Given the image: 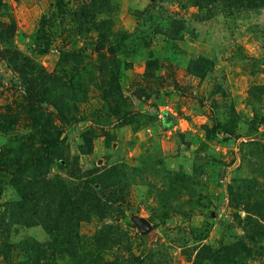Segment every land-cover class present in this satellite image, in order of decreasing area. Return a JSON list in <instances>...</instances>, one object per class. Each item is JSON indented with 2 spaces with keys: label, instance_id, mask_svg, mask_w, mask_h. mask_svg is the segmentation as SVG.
Returning <instances> with one entry per match:
<instances>
[{
  "label": "rangeland",
  "instance_id": "1",
  "mask_svg": "<svg viewBox=\"0 0 264 264\" xmlns=\"http://www.w3.org/2000/svg\"><path fill=\"white\" fill-rule=\"evenodd\" d=\"M9 24L35 70L0 42V264H69L75 231L102 256L86 264H264V0H0ZM42 137L58 146L21 173Z\"/></svg>",
  "mask_w": 264,
  "mask_h": 264
},
{
  "label": "trees",
  "instance_id": "2",
  "mask_svg": "<svg viewBox=\"0 0 264 264\" xmlns=\"http://www.w3.org/2000/svg\"><path fill=\"white\" fill-rule=\"evenodd\" d=\"M57 11L59 13L58 15L61 16L62 19L64 20L67 19V15L70 16L71 19L78 24L83 34L92 35V33H97L100 36L99 40L97 41V44H98L97 49L99 51H102L106 47L105 45L111 42L112 30H111V20L110 19H107V18L98 19L95 14L91 12L90 13L87 12L84 7L73 9V8H70L64 5L62 1H60L57 4ZM42 24H43V27L46 25L45 22H42ZM13 31H14V27L12 26V24L3 26L2 31L0 32V42L7 45V48H5L4 50V54H6L5 57H7L9 61L13 62V66L20 68L19 73H21L23 75V79L26 80V76H25L26 73L28 71L33 72L35 70L34 64L32 62H29L27 58L21 52L15 49H12L10 37ZM44 39H46L45 34L37 38V41L39 40V43H40V41H43ZM110 47L112 50L116 48V46H110ZM48 48H49V43H46V46H44L43 51H47ZM75 57L78 59L77 54ZM41 78L46 81H48L49 79L45 75H42V74H41ZM48 90H51V89L48 87ZM51 92L52 90L50 91V93ZM60 118L65 122L68 121V116H66L62 110L60 112ZM41 141H42V147L44 148L43 154L37 155L36 151H33L31 148H29V149H23L22 151L23 154L20 160L17 161L16 158L11 159L12 161H15L16 163H18L19 165L18 171L23 173L24 171H26L25 168L29 164L41 163V161L44 159L43 155L46 153V151L49 152V149H52L53 147L58 146L59 137L46 138V139L42 137ZM68 236H71V237H65L63 241L61 242V243L66 244V247H64L62 250L63 252H68L69 250L67 249V247H69L71 250H73L76 253V254H72L73 259L71 262H69V264H86V261H93V262L100 263L102 261L101 255H96V253L95 254L86 253L88 250H90L89 244L91 245L92 243L88 241L87 238L85 237L80 238L78 236L77 231H75V234L72 233ZM107 237L108 235L104 234L103 239H101L103 241H101L100 238L96 236V241L105 243L107 241ZM8 245L9 244H7L6 242L3 243V251L6 257H9V254H10ZM26 250L28 252L25 255V259L23 260L22 264H50L49 262H46V263L44 262V259L46 256L42 258L41 253L39 251L35 249L33 251L30 249H26Z\"/></svg>",
  "mask_w": 264,
  "mask_h": 264
},
{
  "label": "water",
  "instance_id": "3",
  "mask_svg": "<svg viewBox=\"0 0 264 264\" xmlns=\"http://www.w3.org/2000/svg\"><path fill=\"white\" fill-rule=\"evenodd\" d=\"M133 221L135 222V224L143 234H147L152 230L151 222L145 217L136 215L133 216Z\"/></svg>",
  "mask_w": 264,
  "mask_h": 264
}]
</instances>
